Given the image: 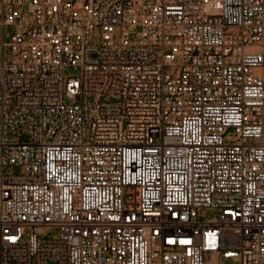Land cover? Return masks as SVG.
Segmentation results:
<instances>
[{"label":"built area","instance_id":"2783aa9c","mask_svg":"<svg viewBox=\"0 0 264 264\" xmlns=\"http://www.w3.org/2000/svg\"><path fill=\"white\" fill-rule=\"evenodd\" d=\"M0 264H264V0H0Z\"/></svg>","mask_w":264,"mask_h":264},{"label":"rangeland","instance_id":"374dc122","mask_svg":"<svg viewBox=\"0 0 264 264\" xmlns=\"http://www.w3.org/2000/svg\"><path fill=\"white\" fill-rule=\"evenodd\" d=\"M19 141H20V142H23V143H25V142H29V141H30V137H29V135H27V134L21 135V136L19 137ZM53 234H54V232H50V235H53Z\"/></svg>","mask_w":264,"mask_h":264}]
</instances>
